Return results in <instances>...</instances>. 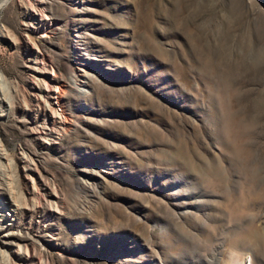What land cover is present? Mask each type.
<instances>
[{
  "label": "rangeland",
  "instance_id": "374dc122",
  "mask_svg": "<svg viewBox=\"0 0 264 264\" xmlns=\"http://www.w3.org/2000/svg\"><path fill=\"white\" fill-rule=\"evenodd\" d=\"M0 29V264H264V0H9Z\"/></svg>",
  "mask_w": 264,
  "mask_h": 264
},
{
  "label": "bare ground",
  "instance_id": "6f19581e",
  "mask_svg": "<svg viewBox=\"0 0 264 264\" xmlns=\"http://www.w3.org/2000/svg\"><path fill=\"white\" fill-rule=\"evenodd\" d=\"M9 0H1L0 1V9L8 2ZM3 33V29H0V34H2ZM8 34V33H7ZM3 76L2 75H0V79H2L3 80ZM52 90H53V94L55 95V97H57V95H58V93H59V91H60V86H56L55 84H54V86H52ZM4 99L1 97V95H0V108L2 109L1 111H2V113L5 111V109H3V105H4ZM9 108H11L12 107V105L11 104H8L7 105ZM1 113V114H2ZM11 155V154H10ZM9 158V156H8V153H7V151H6V149L4 148V146H3V143H2V141H1V139H0V167L1 166H3L4 164H3V162H2V158ZM13 159V158H12ZM11 158H9V160H8V163H7V165L5 166L4 165V167H5V169H7V171H5V173L6 174H3V178L1 177V179L3 180V182H1L0 181V201L2 202V203H4V201H6L7 203H11V205L13 206L14 204H15V202L17 201H15V194H16V189H15V182H14V176H12L13 174H11V168H12V164H13V160H12ZM5 161H7V160H5ZM3 167V168H4ZM14 177V178H13ZM0 179V180H1ZM1 203V204H2ZM16 205H14V207H15ZM13 207V208H14ZM17 208V207H16ZM14 210H16V209H14ZM3 214V213H2ZM2 216V215H1ZM8 217V216H7ZM14 218H15V215L13 214V213H11V214H9V219L11 220V221H13L14 220ZM1 220V219H0ZM11 223V222H10ZM1 247V246H0ZM2 251V250H1ZM3 252V251H2ZM7 252V251H6ZM5 253V252H4ZM2 254V253H1ZM6 255V260H7V263L8 264H13L14 263V260H13V256L10 254V253H6L5 254ZM241 264H247L246 262H242Z\"/></svg>",
  "mask_w": 264,
  "mask_h": 264
}]
</instances>
